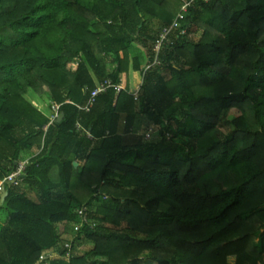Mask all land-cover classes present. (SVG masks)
Wrapping results in <instances>:
<instances>
[{
	"label": "trees",
	"instance_id": "1",
	"mask_svg": "<svg viewBox=\"0 0 264 264\" xmlns=\"http://www.w3.org/2000/svg\"><path fill=\"white\" fill-rule=\"evenodd\" d=\"M183 5L0 0V264H264V0H196L142 70Z\"/></svg>",
	"mask_w": 264,
	"mask_h": 264
},
{
	"label": "built area",
	"instance_id": "2",
	"mask_svg": "<svg viewBox=\"0 0 264 264\" xmlns=\"http://www.w3.org/2000/svg\"><path fill=\"white\" fill-rule=\"evenodd\" d=\"M183 1H184V5L182 7L181 12L174 18L173 22L170 25L163 27L161 32L159 33V37L157 41L155 42V45L153 48V52L155 55L154 61L152 64H149V63L146 64L144 68L145 71H147L152 65L158 64L157 60L159 58V53L163 47V44L165 43L166 40L169 39V37L174 32L179 30L181 21L185 19V14L187 13L188 9L192 6V4L196 0H183ZM185 33H186V30H183L181 34H185ZM110 88L116 90L117 93L122 92L124 89L121 84H114L111 80H106L92 91L88 102L85 105L80 106L79 109L89 111V109L94 105L96 98L100 94L107 92V90H109ZM139 90H140V87L135 92H132V95L135 97V99H137L139 96ZM59 109H60V105L52 106L51 113H50V120H51L50 124H53L54 121L57 118H59ZM154 133H156V129L154 127H151L148 130V132H146L145 139L152 140ZM27 163L28 161L19 163L16 170L13 171L8 177H6L0 182V196L3 193V188L5 187V184H7L8 182L17 184V179L21 176V174L25 170ZM88 213H89V209L87 207H82L81 209L78 210V219L80 223L75 225L74 227L75 231H78L82 227L83 224H86L89 222ZM66 247L69 248L67 244H66ZM54 256H55V253L53 252L43 253L40 257V263L44 262L46 258L54 257Z\"/></svg>",
	"mask_w": 264,
	"mask_h": 264
},
{
	"label": "rangeland",
	"instance_id": "3",
	"mask_svg": "<svg viewBox=\"0 0 264 264\" xmlns=\"http://www.w3.org/2000/svg\"><path fill=\"white\" fill-rule=\"evenodd\" d=\"M193 30L195 31V30H197V29L194 28ZM194 31L192 32V34H191V36H190V37H191L190 40H195V41H196V40H198V39L201 37L202 31H201V30H200V31L198 30V31H196V32H194ZM131 86H132L131 88H132L134 91L137 90V89L139 88V86L136 85V84H131ZM40 106H41V108H44V109H43L44 111H47V110H48V109H47L48 107L44 106V104H42V105L39 104V107H40ZM43 106H44V107H43ZM232 115H233V116L238 115V112L236 113V111H234V112L232 113ZM232 115H231V116H232ZM142 133H144V131H143ZM154 137H156V134H154ZM29 155H30V154H29ZM29 155H28V156H29ZM60 230L63 231L64 228L61 226V227H60ZM67 230L70 232L69 229H67ZM70 233H71V232H70ZM69 235H70V234H68V236H69ZM91 246H92V244H91V243H88V244H87L86 246H84L81 250H82V251H86V250H87L89 247H91ZM234 261H235V258H234V257H230L228 262H229V264H234Z\"/></svg>",
	"mask_w": 264,
	"mask_h": 264
},
{
	"label": "crops",
	"instance_id": "4",
	"mask_svg": "<svg viewBox=\"0 0 264 264\" xmlns=\"http://www.w3.org/2000/svg\"><path fill=\"white\" fill-rule=\"evenodd\" d=\"M146 63H147V60H145L144 62H143V65H142V70L145 68V66H146ZM130 75H131V82H130V85L131 84H133V73H132V71H131V73H130ZM101 83H98L97 84V86H96V88L100 85ZM142 84V83H141ZM140 84V85H141ZM122 85V84H121ZM140 85H138L139 87H140ZM123 86V85H122ZM132 87V86H131ZM130 87V93L132 94V92H135L132 88ZM124 88V87H123ZM35 104L38 106V108L40 109V110H42L43 112H47L48 113V110L47 111H44L43 109L44 108H41V106L39 107V104H44V106H46V107H48V105L46 104V102L44 101V100H41V99H35ZM43 106V107H44ZM48 109V108H47ZM49 114H50V110H49ZM27 159H28V157H26L25 158V160L24 161H22V162H25V161H27ZM21 163V162H20ZM2 180H0V182H1ZM6 219H7V215H6V213H4V212H1L0 211V227L5 223V221H6ZM61 227V226H60ZM55 256L57 257V255L55 254Z\"/></svg>",
	"mask_w": 264,
	"mask_h": 264
},
{
	"label": "water",
	"instance_id": "5",
	"mask_svg": "<svg viewBox=\"0 0 264 264\" xmlns=\"http://www.w3.org/2000/svg\"><path fill=\"white\" fill-rule=\"evenodd\" d=\"M63 119V114H60L59 118H58V122H60ZM74 166L77 167L78 164L75 162ZM8 196V190L6 187L3 188V193L0 196L1 201H4V199Z\"/></svg>",
	"mask_w": 264,
	"mask_h": 264
},
{
	"label": "bare ground",
	"instance_id": "6",
	"mask_svg": "<svg viewBox=\"0 0 264 264\" xmlns=\"http://www.w3.org/2000/svg\"><path fill=\"white\" fill-rule=\"evenodd\" d=\"M146 132H148V131H146ZM146 132L144 133V136H145ZM154 134H156V133H154ZM154 134H153V138H154Z\"/></svg>",
	"mask_w": 264,
	"mask_h": 264
}]
</instances>
